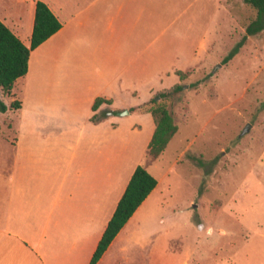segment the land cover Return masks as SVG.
<instances>
[{
	"label": "rangeland",
	"instance_id": "rangeland-1",
	"mask_svg": "<svg viewBox=\"0 0 264 264\" xmlns=\"http://www.w3.org/2000/svg\"><path fill=\"white\" fill-rule=\"evenodd\" d=\"M14 1L0 0V16L14 14L9 11ZM215 4L185 0L180 6L179 20L188 22L190 36L184 58L173 63L179 70L193 65L180 78L170 74L161 83L151 81L150 87L158 88L151 97L181 86L166 99L156 98L176 126L164 149L154 157L146 153L153 120L138 107L152 91L140 88L130 98L114 84L105 91L114 94L100 114L105 123L90 131L87 144L84 135L78 145L88 146L89 170L83 176L96 173L105 180L107 211L133 166L159 179L122 230L123 242L108 250L102 264H264V29L246 36L223 62L255 11L242 0H219L216 10ZM206 27L205 46L191 57L193 41ZM22 98L30 102L31 90L22 96L16 86L8 93L0 88L7 106L0 112V147L2 136L15 129L16 109L8 105ZM58 140L57 160L72 138ZM76 252L81 264L83 252L77 247ZM64 254L61 246L56 259Z\"/></svg>",
	"mask_w": 264,
	"mask_h": 264
},
{
	"label": "crops",
	"instance_id": "crops-1",
	"mask_svg": "<svg viewBox=\"0 0 264 264\" xmlns=\"http://www.w3.org/2000/svg\"><path fill=\"white\" fill-rule=\"evenodd\" d=\"M35 1L15 0L9 8L14 14L0 16L26 46ZM41 1L60 27L29 51L26 72L10 89L16 86L22 96L31 90L32 99H17L15 129L1 139L0 264H77L76 247L83 252L81 264H87L135 166L107 211L105 180L96 173L83 176L89 170L88 146L78 145L84 135L87 144L90 131L97 132L105 123L100 114L113 103V92H105L111 84L130 98L146 88L152 91L147 101L158 90L150 87L151 81L161 83L163 75L193 65L179 70L173 63L184 56L190 36L188 22L179 20L185 0ZM215 5L219 9V0ZM207 33L206 27L193 41L191 57L203 50ZM95 97L109 103L92 111ZM96 112L98 121H90ZM67 135L72 141L57 160L62 150L58 139ZM131 216L95 264H102L108 250L123 242L121 232ZM61 246L65 254L56 259Z\"/></svg>",
	"mask_w": 264,
	"mask_h": 264
},
{
	"label": "trees",
	"instance_id": "trees-1",
	"mask_svg": "<svg viewBox=\"0 0 264 264\" xmlns=\"http://www.w3.org/2000/svg\"><path fill=\"white\" fill-rule=\"evenodd\" d=\"M242 2L255 11V16L244 27V34L223 58V62L237 52L246 36L254 35L264 29V0H242ZM59 27V21L41 0H36L34 3L31 34L27 46L0 20V88L2 91L8 93L15 79L26 72L29 51L54 33ZM175 73L178 78L182 75V71H176ZM180 89L181 86L177 84L167 91L158 92L138 107L140 111L148 112L153 120L154 128L147 143V153L152 157L158 155L164 149L167 141L176 131V126L169 111L156 98L166 99ZM102 102L109 103V100L95 97L91 104V110H96ZM18 106L19 101L17 99L12 100L8 105L9 108L13 109L18 108ZM6 108L7 106L0 100V112L5 111ZM89 119L92 122H97L98 113H93ZM155 184L156 179L144 167L141 165L134 167L87 264L96 263L118 230L153 189Z\"/></svg>",
	"mask_w": 264,
	"mask_h": 264
},
{
	"label": "water",
	"instance_id": "water-1",
	"mask_svg": "<svg viewBox=\"0 0 264 264\" xmlns=\"http://www.w3.org/2000/svg\"><path fill=\"white\" fill-rule=\"evenodd\" d=\"M248 127H249V124H246V125L243 127V129H242V133L246 132L247 129H248Z\"/></svg>",
	"mask_w": 264,
	"mask_h": 264
}]
</instances>
